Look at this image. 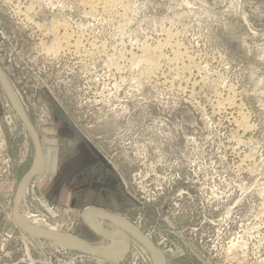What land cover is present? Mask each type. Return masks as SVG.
<instances>
[{
  "label": "rangeland",
  "instance_id": "1",
  "mask_svg": "<svg viewBox=\"0 0 264 264\" xmlns=\"http://www.w3.org/2000/svg\"><path fill=\"white\" fill-rule=\"evenodd\" d=\"M79 1L0 0V66L49 159L18 212L98 246L101 208L165 264H264V0ZM36 152L0 79V264H154L132 234L114 261L17 226Z\"/></svg>",
  "mask_w": 264,
  "mask_h": 264
},
{
  "label": "bare ground",
  "instance_id": "2",
  "mask_svg": "<svg viewBox=\"0 0 264 264\" xmlns=\"http://www.w3.org/2000/svg\"><path fill=\"white\" fill-rule=\"evenodd\" d=\"M80 1H82V5L86 4L92 11L97 10V9H99V10L101 9V10H103L104 13L108 12V13L112 14L114 12H118L119 10H121V11L125 10L126 11V7L128 9V6H127V4L125 3L124 0H80ZM80 1L78 3H81ZM28 12H29V9H28ZM97 12H99V11H97ZM57 37H58V35H57ZM52 50H54V49H52ZM11 91H12V89H11ZM12 94H13V92H12ZM13 98L16 101L17 106L24 113V111L22 110V107H21V104H20L19 100L14 96V94H13ZM24 115L26 116L25 113H24ZM38 166H40V156L38 154V149H37L35 163H34L32 169L30 170V172L36 171ZM45 167H46V159H45ZM28 184H29V182H26V183H24L22 185L21 196H23L24 192L26 191ZM18 216H19L20 221H22L26 226H28L35 233L42 234V235H45V236L62 238L63 239L62 241H60V242L57 241V243L61 244L62 246L69 247V248L70 247L71 248H77V249H81L83 251H86V252H89V253H92V254L99 255V253L96 252L94 249H91V248L87 247L86 245H84L83 243H81L79 241H76L77 239L74 238V236L70 235L69 233L63 231L62 229H60L58 227L48 226V227L44 228L40 224H38V225L32 224L26 217L21 215V213H18ZM121 218H122L123 222H121L120 220H117L115 218H112V217H110V216H108V215H106L104 213L97 212V211H91L88 214L89 222L94 227H96V229L98 231L102 232V231H105V230H110V229H107L105 227L104 221L105 220L112 221L114 225L118 226L120 229H123L125 231V234L127 235V237L129 239H130L129 236L132 234L139 241H141L142 244H145L150 249V251L153 254L154 264H163L165 262L164 256L161 255L156 250V248L154 246L149 244V241L146 240L145 237H143L144 235L140 234V232L138 231L139 229H135V227H133V225H131L132 223L130 224V222L127 219H125L123 217H121ZM31 237L34 238L33 236H31ZM104 237L106 238L105 241H107V243L105 245H98V247L100 248V250H102L105 253L106 256H110V257H107V258H110V259H112L114 261H120L123 257H121L120 259H114L111 256H121V255H123L126 252V250L128 248L127 247V239H126V237L124 236L123 233L106 234V235H104Z\"/></svg>",
  "mask_w": 264,
  "mask_h": 264
},
{
  "label": "water",
  "instance_id": "3",
  "mask_svg": "<svg viewBox=\"0 0 264 264\" xmlns=\"http://www.w3.org/2000/svg\"><path fill=\"white\" fill-rule=\"evenodd\" d=\"M0 79L4 85V87L6 88V91L8 93V96L16 110V112L18 113V115L20 116V118L22 119L24 125L26 126V128L28 129V131L30 132L31 136L33 137L35 143H36V147L38 149V154L40 156V166H38L37 170L36 171H32L30 172L29 174H27L23 180L21 181L17 191H16V194H15V197H14V204H13V220L15 222V224L17 226H19L21 229H23L26 233H28L29 235L33 236L34 238H38V239H45V240H50V241H55V242H60L62 241L63 239L62 238H58V237H51V236H45V235H42V234H38V233H35L33 232L28 226H26L22 221H20L19 219V216H18V210H19V202H20V198H21V188H22V185L26 182H29L31 181L34 177L36 176H40L44 173L45 171V155H44V150H43V147H42V143H41V139L38 135V133L36 132V130L34 129L33 125L30 123V121L28 120V118L24 115V113L20 110V108L17 106L16 104V101L14 100L13 98V94H12V91L10 89V86L8 84V81H7V78L5 76V73L2 69V67L0 66ZM91 211H97V212H101V213H104L112 218H115L117 220H120L121 222H123L122 218L114 213H111V212H108L106 210H103L101 208H86L82 214V217H83V220L85 221V223L97 234L99 235H106V234H118V233H123L124 236L126 237L127 239V250L126 252L121 255V256H111L113 257L114 259H120L121 257H125V255L128 253V250H129V246H130V239L127 237V235L121 231V230H105V231H98L96 229V227H94L88 220V214L91 212ZM77 239V238H76ZM76 241H79L81 243H83L84 245H86L87 247L91 248V249H94L96 252L99 253V255L101 256H104V257H110V256H106L105 253L100 250V248L96 245H92L90 243H87V242H84L80 239H77ZM150 244L152 246H154L156 248V246L154 245V243L150 242ZM156 250L161 254L162 252L156 248ZM165 264V262L163 263Z\"/></svg>",
  "mask_w": 264,
  "mask_h": 264
},
{
  "label": "crops",
  "instance_id": "4",
  "mask_svg": "<svg viewBox=\"0 0 264 264\" xmlns=\"http://www.w3.org/2000/svg\"><path fill=\"white\" fill-rule=\"evenodd\" d=\"M45 159H46V167H45L44 173L48 171V161H49V159H48V155L47 154H45Z\"/></svg>",
  "mask_w": 264,
  "mask_h": 264
}]
</instances>
